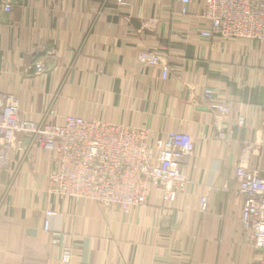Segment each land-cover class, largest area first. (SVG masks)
<instances>
[{
    "label": "crops",
    "instance_id": "1",
    "mask_svg": "<svg viewBox=\"0 0 264 264\" xmlns=\"http://www.w3.org/2000/svg\"><path fill=\"white\" fill-rule=\"evenodd\" d=\"M181 7L180 0H0V91L18 95L22 119L42 123L52 109L53 124L81 117L147 127L151 144L173 131L195 143L176 201L153 190L128 215L55 196L49 155L31 145V159L11 152L0 166V264H260L241 226L235 170L243 161L264 177V45L205 38L202 1L192 0L187 15ZM149 53L157 65L141 61ZM209 88L232 103L219 124ZM48 210L57 237L44 231Z\"/></svg>",
    "mask_w": 264,
    "mask_h": 264
},
{
    "label": "built area",
    "instance_id": "2",
    "mask_svg": "<svg viewBox=\"0 0 264 264\" xmlns=\"http://www.w3.org/2000/svg\"><path fill=\"white\" fill-rule=\"evenodd\" d=\"M180 1L181 14L187 15L192 0ZM200 1L204 5L200 18L209 27L203 37L217 35L264 45V0ZM11 8L4 4L6 12ZM141 61L157 65L159 58L149 53L142 55ZM34 71L43 73V64L36 62ZM169 71L163 67V79ZM205 97L218 124L231 114L232 103L215 100L212 89L205 90ZM20 112L18 95L0 91V166L15 151H25L31 159L28 148L37 147L50 157L48 185L55 196L94 201L128 215L133 208L145 205L153 190H159L165 202H174L187 185L186 164L195 154V143L189 134L168 132L151 144L147 127L81 117H68L63 125H55L50 121L55 117L52 109L44 122L36 123L22 119ZM235 175L243 198L241 226L248 243L260 253V264H264V177L243 161ZM55 216L54 211L45 212L44 231L57 237L59 233L52 229ZM64 260L70 261L68 252Z\"/></svg>",
    "mask_w": 264,
    "mask_h": 264
},
{
    "label": "bare ground",
    "instance_id": "3",
    "mask_svg": "<svg viewBox=\"0 0 264 264\" xmlns=\"http://www.w3.org/2000/svg\"><path fill=\"white\" fill-rule=\"evenodd\" d=\"M181 2V1H180ZM182 4V3H181ZM203 4V3H202ZM190 6V5H189ZM203 7H204V5H203ZM188 9H189V7H188ZM181 10H182V7H181ZM68 118V117H67ZM66 120V119H65ZM65 122V121H64ZM64 124V123H63ZM63 124H61V125H63ZM55 125H59V124H55ZM54 219V218H53ZM53 219H52V221H53Z\"/></svg>",
    "mask_w": 264,
    "mask_h": 264
}]
</instances>
